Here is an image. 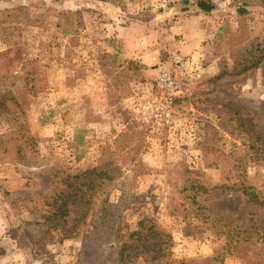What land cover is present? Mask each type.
<instances>
[{
    "label": "rangeland",
    "instance_id": "obj_1",
    "mask_svg": "<svg viewBox=\"0 0 264 264\" xmlns=\"http://www.w3.org/2000/svg\"><path fill=\"white\" fill-rule=\"evenodd\" d=\"M195 1L0 0V191L10 193L0 195V264H87L96 240H137L141 250L152 223L185 264H257L240 242L217 260L226 240L208 223L182 233L193 222L175 187L182 162L219 185L247 172L264 190L253 160L264 132V8L239 15L234 0H214L205 14ZM125 117L146 131L139 150L138 137L119 135ZM108 163L116 178L93 195L91 170ZM73 190L62 223L73 237L36 234ZM201 202L237 228L264 224V210L238 192ZM132 264L162 263L142 252Z\"/></svg>",
    "mask_w": 264,
    "mask_h": 264
},
{
    "label": "trees",
    "instance_id": "obj_2",
    "mask_svg": "<svg viewBox=\"0 0 264 264\" xmlns=\"http://www.w3.org/2000/svg\"><path fill=\"white\" fill-rule=\"evenodd\" d=\"M188 2V0H184ZM240 2V5L238 4ZM234 6L236 7L237 14L245 15L252 11L253 7L264 8V0H234ZM195 6L198 10L202 11L205 14L211 13L217 8V4L214 0H196ZM18 15L15 13V16ZM14 14H9V17L12 18ZM5 56L0 52V58ZM6 56L4 59L8 58ZM3 59V60H4ZM8 64L0 63V76L8 75L5 73V67ZM4 80V79H2ZM4 95H0V98ZM1 101V100H0ZM125 123L127 128L120 133L119 135L124 137H129L131 135L138 137L140 140L136 143L135 149L139 150L143 145V138L145 137L146 131L144 128H140L136 125L131 124L128 119L125 117ZM216 133V129L214 131ZM260 145H252L256 149V156L253 157V160L261 162L264 165V132H256ZM118 135V136H119ZM118 138V137H117ZM117 141V139H116ZM214 141V140H213ZM211 143V148H216L217 142ZM126 143V142H125ZM124 143V144H125ZM199 145L204 151H208L210 147H206L203 143L199 142ZM212 149V150H213ZM124 160V159H123ZM136 161V160H135ZM140 162V161H136ZM110 166L106 165H97L91 170L90 189L94 188L93 184L100 186L98 191L94 190L93 195L99 190L103 191V186L108 182L116 178L114 172V166L108 163ZM137 166L143 168L145 166L143 163H139ZM181 166L184 167V170L180 173L181 183H177V192L181 195V199L184 203H187L191 208L187 209L184 207L186 216L191 217L193 222L185 225L182 228V233L185 236H192L198 233L201 230V225L208 223L212 226L214 231L221 232L224 235L226 240L225 249L222 248L215 250V257L217 260L221 261L223 257L221 254H229L232 249H229L228 246L235 245L237 243H246L252 247V251L257 257V264H264V224L254 225L253 227L246 228H237L235 225L230 223L224 214L219 213L214 208H211L208 205H205L201 202L202 197L211 194L216 189L223 188L224 190H229V192H238L244 197V202L248 205H252L254 209L264 210V190L258 187L256 184L249 181L247 177V172L240 174V171L234 170V175L229 177L230 182L222 183L221 185L217 183L208 182L206 175L203 171L190 166L188 163H181ZM239 166V165H238ZM113 171V172H112ZM147 172V171H142ZM135 175H139L138 171L134 172ZM10 193L7 190H1L0 195L3 198H6ZM92 195V196H93ZM91 194L86 195L83 202L84 205L89 207L86 211V214L91 209ZM76 200V192L73 190L69 194L61 197L57 207L53 210L49 218V227L45 231H40L37 229L36 234H45L46 236H52L50 233L51 230L61 231L63 237L72 238L73 233L66 229L62 223L66 221V217L69 214V202ZM148 235L142 238L143 249L140 250V244H137V240H133L131 243L122 241L120 244L116 245L114 243L115 239L111 240L109 247H102L101 242L96 240L93 245L94 252H97V255H91V248L89 252V257L86 259L87 264H132L133 261H136L139 257V254L144 252L150 256V260L153 262L158 261L162 264H185V261L182 259H177L174 257L171 250L174 241L170 233L161 230L159 227H156L154 223L149 225L147 229ZM31 236V235H30ZM21 240L25 242L27 237L25 234H21ZM33 241V240H32ZM34 242V241H33ZM24 244V243H23ZM95 256V257H94Z\"/></svg>",
    "mask_w": 264,
    "mask_h": 264
},
{
    "label": "built area",
    "instance_id": "obj_3",
    "mask_svg": "<svg viewBox=\"0 0 264 264\" xmlns=\"http://www.w3.org/2000/svg\"><path fill=\"white\" fill-rule=\"evenodd\" d=\"M162 78L174 89L178 87V84L176 83V81L173 78H171L167 72L162 73Z\"/></svg>",
    "mask_w": 264,
    "mask_h": 264
}]
</instances>
